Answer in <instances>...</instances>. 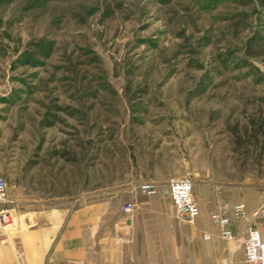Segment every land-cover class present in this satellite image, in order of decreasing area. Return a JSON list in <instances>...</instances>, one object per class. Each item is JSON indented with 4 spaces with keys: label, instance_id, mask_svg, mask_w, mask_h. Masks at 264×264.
<instances>
[{
    "label": "rangeland",
    "instance_id": "1",
    "mask_svg": "<svg viewBox=\"0 0 264 264\" xmlns=\"http://www.w3.org/2000/svg\"><path fill=\"white\" fill-rule=\"evenodd\" d=\"M263 101L259 0H0V177L15 249L45 212L105 202L127 217L189 176L200 264H244L245 221L225 242L210 215L243 204L249 219L264 203L252 126Z\"/></svg>",
    "mask_w": 264,
    "mask_h": 264
},
{
    "label": "crops",
    "instance_id": "2",
    "mask_svg": "<svg viewBox=\"0 0 264 264\" xmlns=\"http://www.w3.org/2000/svg\"><path fill=\"white\" fill-rule=\"evenodd\" d=\"M161 198L127 217L105 202L45 212L36 227L21 228L19 252L16 219L0 242V264H200L199 233L174 221L173 207L165 205L164 193ZM196 203L200 211V199ZM253 216L236 228L245 233Z\"/></svg>",
    "mask_w": 264,
    "mask_h": 264
},
{
    "label": "built area",
    "instance_id": "3",
    "mask_svg": "<svg viewBox=\"0 0 264 264\" xmlns=\"http://www.w3.org/2000/svg\"><path fill=\"white\" fill-rule=\"evenodd\" d=\"M192 188V181L189 176H186L170 181L164 193L173 207L175 219L189 226H194L200 216L198 205L192 197ZM139 189L147 197L157 195V189L151 183L143 184ZM8 203L7 185L0 177V242H4L12 225L11 211L5 208ZM133 211L132 204H126L122 208L125 215H130ZM253 217L256 222L247 228L241 242L244 264H264V203ZM246 220L247 212L243 204L234 205L229 209L222 207L210 215L211 225L219 230V236L225 242H232L234 239L233 223ZM203 240H210V236L204 234Z\"/></svg>",
    "mask_w": 264,
    "mask_h": 264
},
{
    "label": "trees",
    "instance_id": "4",
    "mask_svg": "<svg viewBox=\"0 0 264 264\" xmlns=\"http://www.w3.org/2000/svg\"><path fill=\"white\" fill-rule=\"evenodd\" d=\"M259 2H260V4H261V6H264V0H259ZM263 104H264V101H263ZM252 126H254V127H258L259 129L258 130H255V131H253V134L254 135H257V134H262V135H264V129H260L261 127H263L264 126V118H263V120L260 122V123H254Z\"/></svg>",
    "mask_w": 264,
    "mask_h": 264
},
{
    "label": "bare ground",
    "instance_id": "5",
    "mask_svg": "<svg viewBox=\"0 0 264 264\" xmlns=\"http://www.w3.org/2000/svg\"><path fill=\"white\" fill-rule=\"evenodd\" d=\"M11 219H12V225L10 226V228L14 227V225L16 223V218H14L12 215H11Z\"/></svg>",
    "mask_w": 264,
    "mask_h": 264
}]
</instances>
